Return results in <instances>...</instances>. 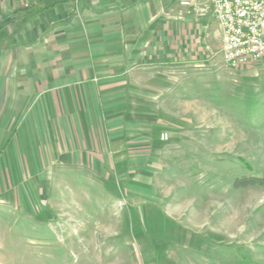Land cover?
Instances as JSON below:
<instances>
[{
	"label": "rangeland",
	"instance_id": "obj_1",
	"mask_svg": "<svg viewBox=\"0 0 264 264\" xmlns=\"http://www.w3.org/2000/svg\"><path fill=\"white\" fill-rule=\"evenodd\" d=\"M209 29L198 60L131 96L168 135L157 149H104L98 168L5 152L0 264H264V187H233L264 176V60L229 68Z\"/></svg>",
	"mask_w": 264,
	"mask_h": 264
},
{
	"label": "crops",
	"instance_id": "obj_2",
	"mask_svg": "<svg viewBox=\"0 0 264 264\" xmlns=\"http://www.w3.org/2000/svg\"><path fill=\"white\" fill-rule=\"evenodd\" d=\"M182 1H0V167L10 149H63L97 168L104 149H157L133 92L198 60L216 22L212 0Z\"/></svg>",
	"mask_w": 264,
	"mask_h": 264
},
{
	"label": "built area",
	"instance_id": "obj_3",
	"mask_svg": "<svg viewBox=\"0 0 264 264\" xmlns=\"http://www.w3.org/2000/svg\"><path fill=\"white\" fill-rule=\"evenodd\" d=\"M14 1L27 8L38 0ZM180 4L189 6L188 1ZM212 12L220 27L222 57L229 68L264 60V0H212ZM167 139V134L161 135V140Z\"/></svg>",
	"mask_w": 264,
	"mask_h": 264
},
{
	"label": "trees",
	"instance_id": "obj_4",
	"mask_svg": "<svg viewBox=\"0 0 264 264\" xmlns=\"http://www.w3.org/2000/svg\"><path fill=\"white\" fill-rule=\"evenodd\" d=\"M233 187L236 189L248 187H264V176H243L241 178H237L233 182Z\"/></svg>",
	"mask_w": 264,
	"mask_h": 264
}]
</instances>
